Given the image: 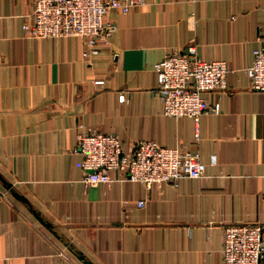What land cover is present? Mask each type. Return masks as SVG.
<instances>
[{
	"label": "crops",
	"instance_id": "0c3cea01",
	"mask_svg": "<svg viewBox=\"0 0 264 264\" xmlns=\"http://www.w3.org/2000/svg\"><path fill=\"white\" fill-rule=\"evenodd\" d=\"M34 7L0 0V173L53 228L0 178V264H87L78 250L91 264H222L223 224H264V92L243 70L264 44V0L111 8L115 34L88 55L81 35L25 34ZM193 41L229 66L227 89L204 92L221 109L202 113L198 137L191 116L166 114L152 92L157 61ZM79 121L118 132L126 148L147 138L198 152L206 173L147 185L113 170L85 186Z\"/></svg>",
	"mask_w": 264,
	"mask_h": 264
},
{
	"label": "built area",
	"instance_id": "2783aa9c",
	"mask_svg": "<svg viewBox=\"0 0 264 264\" xmlns=\"http://www.w3.org/2000/svg\"><path fill=\"white\" fill-rule=\"evenodd\" d=\"M146 0H35V7L22 23L25 34L40 36L81 35L85 39V54L101 51L116 31V23L104 15L111 8L127 12ZM255 39L260 40L259 34ZM187 50L175 47L156 63L157 84L152 92L160 98L168 115H189L195 122L204 111L220 110V100L208 108L205 91L226 90L229 66L224 58L206 59L199 54L193 41ZM251 61L243 67L249 87L264 92V44L252 48ZM103 83V78H95ZM120 99L127 98L121 91ZM76 151L81 155L82 181L107 182L113 170L121 179L142 180L147 185L164 180L176 181L182 176L201 177L206 173V161L198 152L182 150L156 139L141 138L130 148L124 147L116 131H103L82 121L77 123ZM144 199L139 201V205ZM222 264H260L264 259V224L257 221L222 225Z\"/></svg>",
	"mask_w": 264,
	"mask_h": 264
},
{
	"label": "water",
	"instance_id": "95a60500",
	"mask_svg": "<svg viewBox=\"0 0 264 264\" xmlns=\"http://www.w3.org/2000/svg\"><path fill=\"white\" fill-rule=\"evenodd\" d=\"M0 178L3 179L5 185H6V186H7V187H8V188H9L14 194H16L21 200L27 202V203L30 205V208L34 211V213L38 216V218H39V219H40L45 225H46V224H47V225H50V226L53 228L52 223H51L48 219H45L44 216L41 214V212H40L38 209L34 208V207L31 205L30 201L28 200V198H27L24 194L19 193V192L13 187V184H12L11 181H9V180H7L6 178H4V177L2 176L1 173H0ZM77 254H78V256L82 257V258L84 259V261H85L87 264H91V260L88 259V257L85 256V254H84L81 250H78V251H77Z\"/></svg>",
	"mask_w": 264,
	"mask_h": 264
}]
</instances>
